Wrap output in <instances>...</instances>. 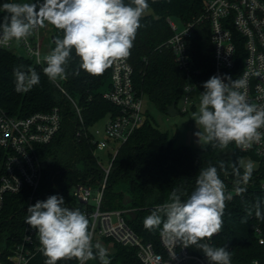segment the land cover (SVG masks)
Returning a JSON list of instances; mask_svg holds the SVG:
<instances>
[{
  "label": "trees",
  "instance_id": "obj_1",
  "mask_svg": "<svg viewBox=\"0 0 264 264\" xmlns=\"http://www.w3.org/2000/svg\"><path fill=\"white\" fill-rule=\"evenodd\" d=\"M33 0H1L30 3ZM130 3V0H124ZM148 12L142 17L141 27L137 31L131 55L127 58L134 68L136 88L164 113L174 102L178 103L184 94L187 82L186 72L179 67L174 53L166 43L173 35L169 19L183 23L197 22L204 14V0H147ZM0 15V23L3 16ZM211 31L208 22L195 25L194 35L189 41L191 55L190 72L204 91L213 68ZM63 37V30L57 29L53 36ZM54 44V42H53ZM55 47V44L53 45ZM80 59L73 49L66 66L67 79L61 84L63 93L55 82L49 81L44 74L45 66L8 50H0V105L12 115L28 116L38 111H49L58 106L63 111V125L57 136L41 148L43 180L33 200H46L50 195L69 198L71 188L79 182L96 185L103 180V172L95 155L93 125L102 117L119 113V108L103 97L107 90L112 65L100 76H93L79 70ZM19 65L32 67L39 74V84L29 91L18 93L15 90L14 68ZM79 74L77 75V71ZM199 71V74L196 72ZM73 97L81 108L83 122L78 118ZM146 123L137 129L123 143L114 159L107 181L103 199L105 209L127 210L128 223L145 239L157 241L163 225L155 229H146L144 219L160 205L170 202L173 190L186 200L196 188V179L201 169L209 166L217 168L226 187H243L242 194H233L226 201L223 213L222 230L214 234L209 241L214 247H227L232 253L231 262L249 264L253 259L264 260V219L248 215L246 208L257 201L261 202L264 212V157L247 154L234 143L226 149L212 147L202 143L200 146L176 144L175 137L162 131L147 112ZM245 156L258 161L251 179L246 185H237L233 174V165L239 166ZM223 163L224 169L220 165ZM241 167L240 172L243 174ZM126 184L127 190H117L118 184ZM125 195L131 203H123ZM75 202V201H74ZM29 199L21 195H8L4 210L0 216V264H10L9 257L15 243L22 237ZM246 221V222H244ZM109 243L110 239H105ZM182 245L183 242L179 241ZM114 251H106L108 264H141L136 250L115 243ZM188 249L204 256L201 249L190 245ZM95 253L96 249L93 248ZM46 257L40 251L28 264H45ZM58 264H79L76 259L62 260ZM86 264H101L97 259Z\"/></svg>",
  "mask_w": 264,
  "mask_h": 264
},
{
  "label": "clouds",
  "instance_id": "obj_2",
  "mask_svg": "<svg viewBox=\"0 0 264 264\" xmlns=\"http://www.w3.org/2000/svg\"><path fill=\"white\" fill-rule=\"evenodd\" d=\"M0 7L6 13L0 23L2 47L13 41L28 46L29 37L45 20L63 30V37L55 38V47L43 57L44 74L49 81L57 82L67 79L66 66L73 49L80 59L79 70L93 76L102 75L115 61L128 58L149 4L147 0H130L127 4L124 0H44L39 7L36 3L20 2L4 3ZM36 56V63H41L39 53ZM13 74L18 93L27 92L40 82L39 74L32 67L19 65ZM225 79L213 75L203 83L198 111L192 114L199 128L195 135L200 144H211L221 150L233 143L237 147L250 148L264 138L261 131L264 129V106L248 101L241 91L246 88L245 79ZM192 90L191 87L184 89L185 92ZM238 164L233 165L235 183L246 185L255 165L252 161H239ZM220 167L224 169L223 163ZM244 191L243 187L236 188L237 194ZM232 198L217 168L209 166L200 170L196 188L186 200L173 190L170 202L158 206L145 217L144 227L151 230L162 224L163 234L173 241L183 242L184 247L195 245L203 251L209 264H232V253L226 246L214 247L202 242L222 230L226 201ZM253 208L255 216L264 219L261 202L246 208L249 216ZM27 213L25 223L38 233L40 250L47 258L45 264L72 259L86 264L97 258L101 264H108L106 250L92 244L87 215L79 208L66 207L62 196L50 195L46 200H38L28 207Z\"/></svg>",
  "mask_w": 264,
  "mask_h": 264
},
{
  "label": "built area",
  "instance_id": "obj_3",
  "mask_svg": "<svg viewBox=\"0 0 264 264\" xmlns=\"http://www.w3.org/2000/svg\"><path fill=\"white\" fill-rule=\"evenodd\" d=\"M44 0H33L39 7ZM0 0V6H2ZM37 7V10H38ZM204 14L197 22L179 23L169 19L173 35L166 45L172 49L179 67L187 74L185 87L193 90L185 92L181 97L187 105L192 103L190 93L200 85L190 72L191 55L189 41L194 35V27L201 22H208L211 31L213 68L210 77L219 76L222 79H245L246 88L242 89L252 104L264 106V0H204ZM3 13L0 7V15ZM55 31V26L43 21L38 25L28 39V46L15 41L0 50L12 51L23 55L36 63V53H39L41 63L45 66L42 40L50 38L47 30ZM29 46L31 51H29ZM22 50V53L19 52ZM199 74V71L196 72ZM209 77V78H210ZM59 80L56 85L67 94ZM225 82H228L225 79ZM69 96V95H68ZM103 97L119 108V113L109 114L105 127V138L98 139L99 130L93 132V142L97 151H108L110 162L104 166L100 158L99 167L103 172L102 182L96 185L89 182H79L71 190L69 198H64L65 206L79 208L89 219V231L92 233V244H103L108 251L115 243L132 247L136 250L141 264H209L206 257L192 253L179 241H173L161 232L157 241L147 240L140 235L127 221V210L105 209L103 199L108 177L113 167L114 159L120 146L147 121V109L144 107L145 95L135 86L134 68L129 60H117L112 64L107 90ZM78 118L83 122L81 108L78 102L69 96ZM63 125V111L55 106L49 111H38L28 116L12 115L0 105V216L7 202V196L21 195L29 199L28 207L33 200L43 180V164L41 148L50 143L59 133ZM264 132V129H261ZM244 152L257 157H264V138L254 143L250 148H241ZM253 162H257L253 160ZM264 187V182L262 183ZM226 192L237 194L236 188L226 187ZM28 213L26 214L27 217ZM26 220V219H25ZM105 239H110L106 243ZM211 239V238H210ZM206 238L207 241L210 240ZM264 243V238H260ZM39 236L30 225H24L22 237L15 243V248L9 257L10 264H28L41 250ZM264 264V260L253 259ZM232 264H237L232 262Z\"/></svg>",
  "mask_w": 264,
  "mask_h": 264
},
{
  "label": "rangeland",
  "instance_id": "obj_4",
  "mask_svg": "<svg viewBox=\"0 0 264 264\" xmlns=\"http://www.w3.org/2000/svg\"><path fill=\"white\" fill-rule=\"evenodd\" d=\"M175 21L179 23V20L175 19ZM49 36H51L54 33L53 30H47L46 31ZM43 44V50L44 53H48L50 50L54 48L53 41L50 38H43L42 40ZM20 53H22V50H19ZM203 90L198 87V89L192 93H190L192 103L187 105V111H183V107H185L186 104H184V100L180 99L177 103V108L179 110V114L175 116H170L167 113L162 112L154 102L149 100L147 97H145L144 101V107L147 109L149 115L152 117V119L155 121V123L159 126V128L169 133L171 137H175V143L176 144H188V145H194V146H200L201 144L198 141V137L195 135L196 132L199 131V128L196 125L195 120L192 119V114L194 112L198 111L199 108V102H200V93H202ZM109 121V115H106L102 117L99 121H97L93 127L91 128L93 131L99 130L100 133L97 135L98 139L105 138V127L106 124ZM97 158H100L104 166H108L110 162V158L108 155V151H97ZM242 161H252L253 159L251 156H245ZM256 169L258 167L257 162H253ZM117 190L125 189L127 190L126 184H118L115 186ZM97 245V241L94 242V246ZM109 250L110 252L114 251V248L111 247V244H109ZM93 259H90V261ZM89 261V260H88Z\"/></svg>",
  "mask_w": 264,
  "mask_h": 264
},
{
  "label": "water",
  "instance_id": "obj_5",
  "mask_svg": "<svg viewBox=\"0 0 264 264\" xmlns=\"http://www.w3.org/2000/svg\"><path fill=\"white\" fill-rule=\"evenodd\" d=\"M167 114L170 115V116H175V115H178L179 114V110L177 108V103L174 102L172 105H170L167 109ZM132 199L130 198L129 195H125L124 197V201L123 203L125 205H128L129 203H131ZM100 248H103L104 250H106V246L103 245V244H99ZM107 261L109 262V259L108 257H106Z\"/></svg>",
  "mask_w": 264,
  "mask_h": 264
}]
</instances>
